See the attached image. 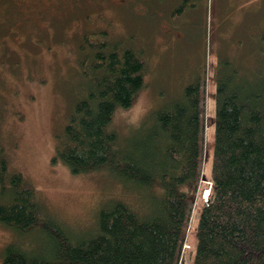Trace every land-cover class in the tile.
Returning <instances> with one entry per match:
<instances>
[{
    "label": "trees",
    "instance_id": "1",
    "mask_svg": "<svg viewBox=\"0 0 264 264\" xmlns=\"http://www.w3.org/2000/svg\"><path fill=\"white\" fill-rule=\"evenodd\" d=\"M196 1L182 0L173 14L180 16ZM99 35L104 33L96 40L85 37L78 64L87 86L57 136L53 162L60 160L72 175L106 166L126 187L129 182L137 192L149 191L145 208L111 201L97 209L94 230L72 237L40 214L33 186L8 171L0 144V224L18 237L38 230L48 239L41 249L9 242L0 264H183L204 177L207 80L201 72L180 98L149 114L137 134L118 145L110 128L113 113L131 107L144 86L145 64L134 50ZM251 38L255 49L248 57L239 52L217 60L210 191L192 264H264V32ZM240 72L246 78L235 81Z\"/></svg>",
    "mask_w": 264,
    "mask_h": 264
},
{
    "label": "rangeland",
    "instance_id": "2",
    "mask_svg": "<svg viewBox=\"0 0 264 264\" xmlns=\"http://www.w3.org/2000/svg\"><path fill=\"white\" fill-rule=\"evenodd\" d=\"M181 2L0 0V144L7 168L33 186L40 214L56 220L72 237L95 229L99 207L121 200L142 212L149 195L145 189L135 191L129 182L126 187L106 166L72 175L60 160L53 162L57 136L87 86L78 64L86 39L104 33L99 38L132 49L144 60L143 88L130 108L113 113L110 128L118 134V145L137 134L149 114L180 98L185 86L204 72L209 97L203 174L209 178L217 60L239 52L248 57L255 49L251 35L264 32V0H199L175 16L173 10ZM243 76L238 73L235 81ZM207 187L208 181L202 182L196 193L183 264H192L196 252ZM31 233L18 237L0 224V261L3 248L13 240L23 249L48 245L42 232Z\"/></svg>",
    "mask_w": 264,
    "mask_h": 264
}]
</instances>
